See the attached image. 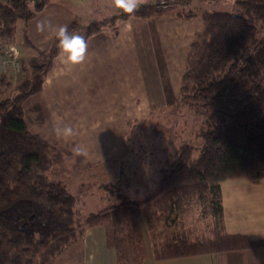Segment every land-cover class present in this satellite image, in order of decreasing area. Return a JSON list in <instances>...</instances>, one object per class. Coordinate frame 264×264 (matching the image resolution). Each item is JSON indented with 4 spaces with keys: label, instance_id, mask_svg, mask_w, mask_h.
I'll return each instance as SVG.
<instances>
[{
    "label": "trees",
    "instance_id": "trees-1",
    "mask_svg": "<svg viewBox=\"0 0 264 264\" xmlns=\"http://www.w3.org/2000/svg\"><path fill=\"white\" fill-rule=\"evenodd\" d=\"M46 2H35L31 11L26 0L1 2L0 37L12 39L17 20L33 16ZM189 2H171L176 16L202 21V29L187 48L179 100L204 116L205 127L197 135L200 145L180 144L176 157L161 170L153 198H123L77 216L75 196L62 181L49 176L56 149L27 130L21 104L41 88L58 51L54 36L48 51H36L47 59L33 66L31 79L19 82L12 96L0 99V264H49L81 236L84 227L105 221L114 226L116 264L137 263L142 260L139 219L159 218L162 207L171 211L192 196L211 197L219 230L204 243L169 241L154 248L156 259L264 246V240L224 231L219 189L228 178L258 181L264 177V0H237L233 11H184ZM151 8L141 4L132 13L122 11L91 22L80 34L87 38L107 22L148 16ZM76 24H69V30L77 32ZM23 41L33 47L26 34ZM1 83L9 86L3 79Z\"/></svg>",
    "mask_w": 264,
    "mask_h": 264
},
{
    "label": "crops",
    "instance_id": "crops-1",
    "mask_svg": "<svg viewBox=\"0 0 264 264\" xmlns=\"http://www.w3.org/2000/svg\"><path fill=\"white\" fill-rule=\"evenodd\" d=\"M145 1H151L144 4L155 7L172 2ZM171 4L173 7H158L145 17L132 15L114 23L107 22L101 30L86 38L88 54L81 64L61 65L56 53L41 88L28 95L21 104L27 130L57 149L49 176L62 181L75 198L76 188L80 191L95 174L99 178V166L104 163L113 164L109 170H104L107 173L118 168L123 171L124 162L129 165L126 169L131 174L121 186L124 199L144 201L158 192L159 181L153 175L158 169L160 177L161 168L157 167L160 164L152 159L141 168L135 158L132 162L139 152L132 148L130 135L136 125L151 119L153 108H173L179 104V85L185 72L187 48L202 29L201 19L178 17L174 14V3ZM122 11H99V20L96 16L86 18L84 26ZM30 17L25 18V33L32 49L41 52L49 49L53 35L38 33V21L47 19L53 25L72 22L82 25L66 6L49 0ZM65 125H71L75 132L66 140L56 135V129ZM78 144L89 150L87 158L73 156L72 148ZM109 177L112 178L111 174ZM219 189L224 231L264 240V177L258 181L228 178L220 182ZM117 190L111 188V192ZM105 198L111 200L109 196ZM167 210L166 215L158 218L163 222L160 230L182 218L179 216L180 203L171 211L170 208ZM158 220L139 219L142 260L133 264H264V246L156 259L154 248L174 240L172 234L153 236L152 224ZM49 264H116L113 223L105 221L84 227L81 236Z\"/></svg>",
    "mask_w": 264,
    "mask_h": 264
},
{
    "label": "rangeland",
    "instance_id": "rangeland-1",
    "mask_svg": "<svg viewBox=\"0 0 264 264\" xmlns=\"http://www.w3.org/2000/svg\"><path fill=\"white\" fill-rule=\"evenodd\" d=\"M38 1L40 0H26L28 10H33L34 3ZM49 1L54 4H63V6H66L69 12L73 14L75 18H77L78 22L82 24H76L77 33H83L85 31L84 22L86 18L96 16L99 20V16L101 15L99 11L103 12L104 10L106 13L111 10H119L115 8L114 0ZM236 1L237 0H193L192 2L188 3L183 10L189 11L204 8L233 11L237 7ZM145 2L150 3L151 1L137 0L138 6L144 4ZM161 5L162 3H160V5L157 7L163 8ZM167 6L168 8L173 7L171 2L167 3ZM152 7L153 8H151V10L158 9L155 6ZM30 18L31 17H29V19ZM25 29V18L21 17L16 22L15 34L12 38V42L19 50L21 68L15 75L8 74L0 77V79H3L5 82L9 83V86H2L3 83L0 84V99L8 96L9 94L12 96L15 86L19 82L31 79L33 66L39 61H42L43 59L45 60V58L47 59V57L42 58L38 52L32 49L33 47L27 46L24 43L23 35L26 34L24 31ZM204 127V116L202 114H198V112L196 113L194 109L183 104L180 100L179 104L173 108H153L151 119L147 120L146 123L136 125L131 132L130 144L133 149H136L138 150L137 152H139L135 157H133L132 162L135 158L136 163L140 164L141 168H144L146 166V162L153 159L155 161L157 160L156 164H160V166L157 167L161 168V170H164L168 163L172 161L174 157H176L177 149L183 141L190 142L194 146L200 145L201 140L197 137V135L200 130L204 129ZM159 151H161V153H159ZM56 153L57 149L55 154ZM156 153L158 154L156 155ZM55 154L53 155V159ZM123 164V171L118 168L117 171L110 170V173H107L104 170H109L111 167H113V164L104 163L103 166H99V178L95 174L93 179L89 180L87 184L81 187V190L79 189L80 191H78V188H76L77 193L74 194L76 195L77 206L79 208L77 211V216H82L89 212L97 211L110 204H113L114 202H117L118 199L123 198L121 195V191L123 192L121 188L123 185L122 182L129 179L128 174H131L127 172L126 169V167L129 165L125 162ZM161 170L159 171L160 177L162 176ZM110 174L112 176L111 179L109 177ZM154 176H156L155 178L159 179L158 169L157 173H155L153 177ZM113 177H115V179H113ZM111 183H115L112 184L114 186L110 185ZM105 187L108 188L105 189ZM113 187L117 188L118 192H111V188ZM106 196H109L111 200L108 201L107 198H105ZM209 198L211 200L210 196ZM209 198L208 196H192L188 201L180 202L181 213L179 216H182V218L180 217L179 222L177 221L174 225L170 224L172 225L171 227H164L162 230H160V224L163 222H160V220L156 218L158 221H154L152 224L153 236L156 237L161 233H164L165 235L172 234L174 236L172 239H175L176 241L184 240L189 243L195 241L204 243L206 240H209L210 237L213 236V233L216 230H219V225L217 224L218 219L213 214L212 204L209 201ZM165 204L166 203H164V206ZM162 208L164 209V212L159 215V219L168 213V210L165 209V207ZM164 225H167V222H165ZM158 239L160 238L158 237ZM169 241L172 240L170 239L164 242L162 246H164V244Z\"/></svg>",
    "mask_w": 264,
    "mask_h": 264
},
{
    "label": "clouds",
    "instance_id": "clouds-1",
    "mask_svg": "<svg viewBox=\"0 0 264 264\" xmlns=\"http://www.w3.org/2000/svg\"><path fill=\"white\" fill-rule=\"evenodd\" d=\"M114 6L125 13H132L138 8L137 0H114ZM38 33H51L57 41V56L59 64L73 66L81 64L88 54V41L86 37L75 31H70L69 26L53 25L50 20H40L36 23ZM75 134L71 125H65L56 129L58 138L68 139ZM73 156L87 158L90 153L86 146L76 145L72 148Z\"/></svg>",
    "mask_w": 264,
    "mask_h": 264
},
{
    "label": "built area",
    "instance_id": "built-area-1",
    "mask_svg": "<svg viewBox=\"0 0 264 264\" xmlns=\"http://www.w3.org/2000/svg\"><path fill=\"white\" fill-rule=\"evenodd\" d=\"M12 41V39L5 40L0 37V77L8 74L15 75L21 68L19 50Z\"/></svg>",
    "mask_w": 264,
    "mask_h": 264
},
{
    "label": "water",
    "instance_id": "water-1",
    "mask_svg": "<svg viewBox=\"0 0 264 264\" xmlns=\"http://www.w3.org/2000/svg\"><path fill=\"white\" fill-rule=\"evenodd\" d=\"M161 7H163L164 9H167L168 8L167 3L166 2H163L162 5H161Z\"/></svg>",
    "mask_w": 264,
    "mask_h": 264
}]
</instances>
